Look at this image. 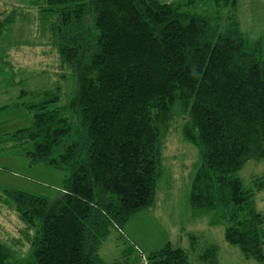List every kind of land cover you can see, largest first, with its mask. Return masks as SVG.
I'll use <instances>...</instances> for the list:
<instances>
[{
  "label": "trees",
  "instance_id": "1",
  "mask_svg": "<svg viewBox=\"0 0 264 264\" xmlns=\"http://www.w3.org/2000/svg\"><path fill=\"white\" fill-rule=\"evenodd\" d=\"M207 1L230 9L224 29L163 0H44L45 29L74 87L65 104L58 90L36 94L23 105L32 125L10 140L32 165L66 178L52 198L2 191L33 235L25 259L0 241V264H107L102 244L156 203L175 109L186 116L184 139L200 152L193 212L213 214L227 243L264 264V214L238 176L249 161H264L261 45L244 38L237 0ZM256 187L264 190V180ZM216 253L212 246L200 258L213 264ZM148 259L190 264L170 243Z\"/></svg>",
  "mask_w": 264,
  "mask_h": 264
},
{
  "label": "rangeland",
  "instance_id": "2",
  "mask_svg": "<svg viewBox=\"0 0 264 264\" xmlns=\"http://www.w3.org/2000/svg\"><path fill=\"white\" fill-rule=\"evenodd\" d=\"M196 1L187 5V0H163L181 4L185 12L208 15L222 29L228 25L230 9L217 12L207 0ZM43 2L0 0V23L6 25L5 20L9 21L2 31L4 35H0V141L5 140L0 144V241L10 246L18 259L29 255L33 232L27 230L2 191H22L52 198L62 192L66 178L62 170L43 164L32 165L10 140V135L32 125V114L23 105L38 101L33 98L36 94L58 90L65 104L74 87L71 72L62 67L55 43L45 29ZM237 3V21L242 34L250 43L260 41L264 60V0H237ZM10 31H18L22 37H6ZM14 43L31 46L19 50L20 63L10 65L4 62L3 52ZM22 92L26 93L23 97ZM185 118L181 110L175 109L165 139L164 174L158 184L154 207L132 217L123 228L126 236L123 232H112L100 250L105 262L140 264L142 255L148 258L150 253L170 243L173 248L186 250L190 264H211L210 261L202 263L199 258L212 246L217 248L218 258V263L213 264H259L246 259L238 246L226 242L225 226L212 224L213 214L193 212L189 201L191 184L201 160L199 149L184 139ZM238 176L246 188L255 192L256 210L264 214V190H256L258 181L264 180V161H249ZM128 236L138 246L129 255L125 252L133 246Z\"/></svg>",
  "mask_w": 264,
  "mask_h": 264
},
{
  "label": "crops",
  "instance_id": "3",
  "mask_svg": "<svg viewBox=\"0 0 264 264\" xmlns=\"http://www.w3.org/2000/svg\"><path fill=\"white\" fill-rule=\"evenodd\" d=\"M8 33H11L10 35H8V36H6V37H9V38H19V36H21L20 34L21 33H18V31H10V32H8ZM4 35V33H1V36H3ZM15 35H17V36H15ZM19 35V36H18ZM22 37V36H21ZM10 43V42H9ZM28 46H31L30 44H26V43H22V44H19L18 45V43H14L12 46H11V49H8L7 50V52H3L4 53V57L6 58V61H4V62H6L7 64H10V65H13V64H18V63H20V59H19V55H20V51L23 49L24 50V48H28ZM31 48V47H30ZM20 50V51H19ZM7 110H5V112H6ZM116 232H119V231H116ZM123 232V231H122ZM119 233H121V232H119ZM123 235H127L125 232H123ZM128 239L131 241V243H132V246L133 247H130L131 249H130V251H129V249L125 252V254H127V255H129V254H131V252H134L135 251V248H137L138 246L134 243V241L132 240V238H130L129 236H128ZM134 248V249H133ZM101 250V249H100ZM101 256V255H100ZM102 258V257H101ZM246 258V257H245ZM217 256H216V260H215V262L216 263H218L217 262ZM247 259V258H246ZM102 260H103V258H102ZM199 260L202 262V263H204L202 260H201V258H199ZM104 261V260H103ZM105 262V261H104ZM105 263H107V264H112L111 262H105ZM215 263V264H216Z\"/></svg>",
  "mask_w": 264,
  "mask_h": 264
},
{
  "label": "built area",
  "instance_id": "4",
  "mask_svg": "<svg viewBox=\"0 0 264 264\" xmlns=\"http://www.w3.org/2000/svg\"><path fill=\"white\" fill-rule=\"evenodd\" d=\"M140 259H141L140 264H150V261L146 256L142 255Z\"/></svg>",
  "mask_w": 264,
  "mask_h": 264
}]
</instances>
